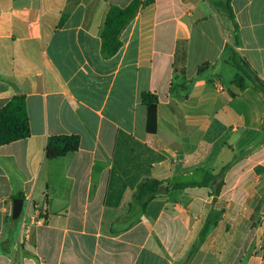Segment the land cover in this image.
Segmentation results:
<instances>
[{"label": "crops", "instance_id": "0c3cea01", "mask_svg": "<svg viewBox=\"0 0 264 264\" xmlns=\"http://www.w3.org/2000/svg\"><path fill=\"white\" fill-rule=\"evenodd\" d=\"M129 1L0 0V107L22 94L29 123L0 145V264H264V95L232 82L229 21L215 0H153L103 57L107 9ZM230 4L264 89V0ZM62 134L77 149L45 158ZM230 162L212 204L208 187L165 192ZM147 179L161 192L135 199Z\"/></svg>", "mask_w": 264, "mask_h": 264}, {"label": "trees", "instance_id": "16d2710c", "mask_svg": "<svg viewBox=\"0 0 264 264\" xmlns=\"http://www.w3.org/2000/svg\"><path fill=\"white\" fill-rule=\"evenodd\" d=\"M231 0H215L213 6L225 17L229 23L231 36L230 43L224 47L225 62L235 69L232 82L239 88L246 86V80L264 95V89L261 85L254 82L248 71V64L235 50L239 45L238 26L234 18ZM153 2V0H130L124 6L111 4L105 14L104 22L100 32V52L103 57H110L117 52L121 46L120 34L126 25L133 19L138 9L142 5ZM205 66V65H203ZM245 68L248 74L245 71ZM141 102L146 107L145 127L149 132L155 131L156 128V104L157 96L151 92H142L140 95ZM29 135L28 116L25 108V98L22 94L16 93L10 97L0 107V145L27 137ZM79 143L78 135H53L47 138L44 147L45 158H53L66 154L67 152L77 149ZM225 164L219 170L207 168L200 181L193 182H167L168 190L165 192L173 194L184 187H208L212 196L211 204L216 201L223 184L224 173L230 166ZM163 184L156 179H147L141 182L134 193L135 199L149 198L152 195L161 192ZM212 213H209L207 221L203 225L200 234H203L209 226Z\"/></svg>", "mask_w": 264, "mask_h": 264}, {"label": "water", "instance_id": "95a60500", "mask_svg": "<svg viewBox=\"0 0 264 264\" xmlns=\"http://www.w3.org/2000/svg\"><path fill=\"white\" fill-rule=\"evenodd\" d=\"M23 206V199L22 198H14L12 200V211L11 217L18 218Z\"/></svg>", "mask_w": 264, "mask_h": 264}, {"label": "rangeland", "instance_id": "374dc122", "mask_svg": "<svg viewBox=\"0 0 264 264\" xmlns=\"http://www.w3.org/2000/svg\"><path fill=\"white\" fill-rule=\"evenodd\" d=\"M227 69H229L230 72H231L232 74H234V73L236 72L235 69H234L233 67H231V66H227ZM245 71H246V73L248 74L246 68H245ZM246 81H248V80H246ZM224 82H225V84H226L227 86H229V82H228V81H224ZM248 83L250 84V81H248Z\"/></svg>", "mask_w": 264, "mask_h": 264}]
</instances>
